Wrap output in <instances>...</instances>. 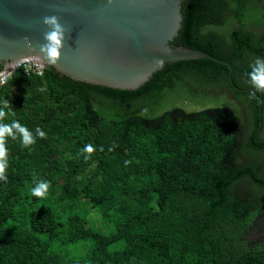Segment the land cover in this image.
I'll return each mask as SVG.
<instances>
[{"label":"trees","instance_id":"16d2710c","mask_svg":"<svg viewBox=\"0 0 264 264\" xmlns=\"http://www.w3.org/2000/svg\"><path fill=\"white\" fill-rule=\"evenodd\" d=\"M181 12L171 43L229 61L233 83L227 65L194 58L135 89L52 65L0 85L15 112L3 122L36 138L6 143L0 264H264V93L249 99L246 75L264 58V0H183ZM39 180L46 199L31 195Z\"/></svg>","mask_w":264,"mask_h":264},{"label":"water","instance_id":"95a60500","mask_svg":"<svg viewBox=\"0 0 264 264\" xmlns=\"http://www.w3.org/2000/svg\"><path fill=\"white\" fill-rule=\"evenodd\" d=\"M182 2L0 0V61L7 66L36 57L41 65H49L40 59L38 45L44 43L43 33L48 30L42 18L56 15L67 31L61 59L52 66L75 80L135 89L167 62L208 58L227 65L233 83L229 61L171 43L181 27ZM25 37L37 46L35 52L26 46Z\"/></svg>","mask_w":264,"mask_h":264},{"label":"clouds","instance_id":"9594fccd","mask_svg":"<svg viewBox=\"0 0 264 264\" xmlns=\"http://www.w3.org/2000/svg\"><path fill=\"white\" fill-rule=\"evenodd\" d=\"M111 4L112 0H108ZM42 23L48 29L43 33L44 43L39 44V57L43 62L49 65H56L61 59L62 49L64 47L66 28L60 22V17L56 15L44 16ZM27 47L35 52L37 46H33L32 42L25 37ZM159 63L162 64V61ZM5 66V65H4ZM26 69L28 66H25ZM250 71L246 73L251 84V91L248 93L249 99H256L258 103H261L257 92L264 93V58H256L250 65ZM15 115L13 107L9 100L5 99L0 103V181L7 182V169H8V150L6 143L8 138L12 140L20 139L21 144L25 148H29L35 144L36 138L33 136L29 129L22 125L18 120L12 119L11 123H4L5 119H8ZM36 135L41 138H46L45 132L39 127L36 128ZM110 148L109 151H113ZM103 151V148L100 149ZM96 149L93 145L88 144L81 150L84 155V159L87 161L94 154ZM125 166L131 163L129 160H125ZM35 186L30 189L31 195L39 198L46 199L51 187L48 181H35Z\"/></svg>","mask_w":264,"mask_h":264},{"label":"built area","instance_id":"2783aa9c","mask_svg":"<svg viewBox=\"0 0 264 264\" xmlns=\"http://www.w3.org/2000/svg\"><path fill=\"white\" fill-rule=\"evenodd\" d=\"M25 66H28L27 69ZM43 66L44 65H41L38 58L36 57L22 58L0 69V85H3L7 81V79L12 75V73L18 68H22L23 71L26 73L36 72L39 74L41 73Z\"/></svg>","mask_w":264,"mask_h":264},{"label":"rangeland","instance_id":"374dc122","mask_svg":"<svg viewBox=\"0 0 264 264\" xmlns=\"http://www.w3.org/2000/svg\"><path fill=\"white\" fill-rule=\"evenodd\" d=\"M245 184L246 183H241L240 185H241V188H243L244 189V187H245Z\"/></svg>","mask_w":264,"mask_h":264},{"label":"flooded vegetation","instance_id":"af4514ba","mask_svg":"<svg viewBox=\"0 0 264 264\" xmlns=\"http://www.w3.org/2000/svg\"><path fill=\"white\" fill-rule=\"evenodd\" d=\"M4 63V62H3Z\"/></svg>","mask_w":264,"mask_h":264}]
</instances>
